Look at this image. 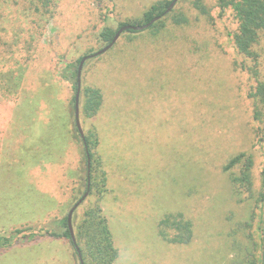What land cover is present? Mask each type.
<instances>
[{"label":"rangeland","instance_id":"obj_1","mask_svg":"<svg viewBox=\"0 0 264 264\" xmlns=\"http://www.w3.org/2000/svg\"><path fill=\"white\" fill-rule=\"evenodd\" d=\"M157 1L0 0V234L32 227L37 235L34 242L0 250V264H80L68 241L44 235L62 231L58 222L82 197L87 172L74 93L60 74L104 48V27L139 21ZM194 1L178 0L157 36L147 30L123 34L82 69L80 101L86 87L103 95L95 117H84L79 103V118L90 141L97 131L92 152L107 180L106 192L92 189L71 223L76 227L99 200L118 252L114 264H243L258 256L255 196L264 142L250 101L237 92L240 75L228 42L233 14L227 9L220 17L216 0H202L201 14ZM180 15L186 23L173 24L171 17ZM260 53L264 69V41ZM198 83L212 84L216 107H208L209 114L217 113L224 149L212 156L197 151L175 167L172 90L195 91ZM186 144L176 151L182 158L189 154ZM238 153L253 159V196H235L230 172L222 171V156ZM168 214L191 222L189 244L158 236V223Z\"/></svg>","mask_w":264,"mask_h":264},{"label":"trees","instance_id":"obj_2","mask_svg":"<svg viewBox=\"0 0 264 264\" xmlns=\"http://www.w3.org/2000/svg\"><path fill=\"white\" fill-rule=\"evenodd\" d=\"M172 1L173 0L157 1L142 14L139 21L120 23L115 30L111 27H104L99 33V41L105 47L113 41L116 33L123 26H144L150 24L155 19L158 20L143 31H150L152 36H157L165 27L164 20L169 14L167 13V9ZM216 1L218 5L217 8H219L220 11V17H224L227 14V9H230L233 14L235 28L233 31L229 32L228 42L236 58L233 63L234 70L240 75V86L237 92H239V94L243 92L247 100L250 101L256 133L260 142H264V69L263 56L262 53H260L262 42L264 41V0ZM192 5L193 8L201 14H206V9L202 0H195ZM171 20L175 25L186 23V19L182 15L172 16ZM143 31L129 29L124 31L121 35L137 34ZM117 43L118 40L109 50L113 49ZM81 58L78 59L74 65L67 66L60 74L61 78L71 85L74 93L72 98L73 106L77 91V70ZM67 70L70 71L67 73ZM211 85V83H198L195 91L191 89L190 91L187 89L180 90L176 87L172 90V99L174 100L175 98V115L177 116L175 118V150L178 151V149H180V147H178L180 143L185 142L187 143L186 151L189 152L185 158H182L183 156L181 157V155H178L175 151V167L181 160L184 162L191 161L190 157H194L197 151L208 152V154L212 156V151L216 152V150L221 151L224 149L222 144L226 135L219 126L220 122L217 119V113L209 114L212 109L208 107L212 105L216 107L213 104L215 101H212V97H210L212 95L210 90ZM82 95V100L79 102L81 114L84 117H95L103 104L101 90L95 87H86ZM196 95L198 98H195ZM191 128L192 132H195V134L190 135ZM96 132L97 131L91 133L90 137L92 141L84 136L83 145L88 152L90 173L88 174V172H86L82 197L87 190H89L90 194L91 190L94 189L101 196L106 192L105 185L107 179L105 177V172L101 168L100 161L95 157L96 153L92 152L97 143L96 137L98 136H96ZM233 135L234 132L231 133L230 139ZM188 138H190V140ZM217 144L222 145V148L217 149V147H219ZM85 158L87 164L86 151ZM253 165L252 157L245 153H238L235 156H222V171L230 172L235 196H253ZM255 203L260 213V224L258 227L259 251L257 258H253L252 256L246 259L243 264H264V163L260 173V189L255 196ZM58 224L62 229L60 233L46 231L44 235L55 240L68 241L74 249L78 260L79 251L84 264L115 263L118 252L113 246L108 222L102 213L99 200L84 213L81 222H79L76 227H74L75 222L73 220L75 243L68 229L67 216L59 221ZM157 229L158 236L169 244L187 245L192 240L191 222L185 220L181 214L166 215L159 221ZM32 230V227H24L14 229L9 233L0 234V250L10 248L13 244H28L29 242H34L37 235Z\"/></svg>","mask_w":264,"mask_h":264},{"label":"water","instance_id":"obj_3","mask_svg":"<svg viewBox=\"0 0 264 264\" xmlns=\"http://www.w3.org/2000/svg\"><path fill=\"white\" fill-rule=\"evenodd\" d=\"M177 1L178 0H173L172 1V3L169 5V8L167 9V13H169L172 10V8L174 7V5H175V3ZM157 20L158 19H155L150 24L144 25V26H137V27L129 26V25L123 26L116 33L113 41L109 45L105 46L101 50H99V51H97V52H95V53H93L91 55H86V56H83L81 58L80 63L78 65V70H77V91H76L75 100H74V116H75V126H76L77 132L79 133L82 141H84L85 137H84V133L82 131L81 124H80L79 101H80V91H81V74H82V69H83V66H84L85 62L90 60V59H92V58L98 57V56L106 53L116 43V41L118 40V38L120 37V35L124 31L129 30V29H132V30H135V31H143V30L147 29L153 22H156ZM85 151H86V155H87V172L89 174L90 173V161H89V158H88V152L86 150V147H85ZM88 195H89V190H87V192L84 194V196L81 197V199L79 201H77V203L72 207V209L69 211V213L67 215V225H68V229H69L71 238H72L74 243H75V236H74L72 223H71L72 215H73V212L75 211V209L88 197ZM77 251H78V249H77ZM78 255H79L80 264H83L82 259H81V254L79 253V251H78Z\"/></svg>","mask_w":264,"mask_h":264}]
</instances>
